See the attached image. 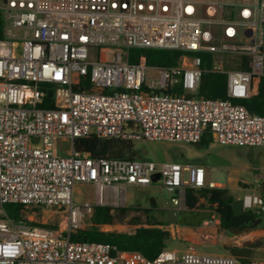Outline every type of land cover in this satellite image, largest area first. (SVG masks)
<instances>
[{
  "label": "built area",
  "instance_id": "2783aa9c",
  "mask_svg": "<svg viewBox=\"0 0 264 264\" xmlns=\"http://www.w3.org/2000/svg\"><path fill=\"white\" fill-rule=\"evenodd\" d=\"M0 19V264H243L192 244L149 260L72 241L94 207H126L127 187L158 182L182 214L188 190L215 185L199 165L94 158L74 148L58 156L54 144L94 137L198 145L210 136L221 146L264 148V116L241 103L253 78H264V0H0ZM129 49L184 55L176 67H152L130 64ZM204 53L212 56L208 71ZM205 72L227 76L226 99L196 96ZM47 85L53 108L42 107ZM77 184L94 188L93 203L75 202ZM241 200L245 212L264 213L257 191ZM10 204L64 212L68 225L15 221ZM199 212L211 213L200 227L220 225L215 209Z\"/></svg>",
  "mask_w": 264,
  "mask_h": 264
},
{
  "label": "rangeland",
  "instance_id": "374dc122",
  "mask_svg": "<svg viewBox=\"0 0 264 264\" xmlns=\"http://www.w3.org/2000/svg\"><path fill=\"white\" fill-rule=\"evenodd\" d=\"M133 144L138 159L150 160L158 165L171 162L186 164L196 159L205 167L208 183H217L220 185L216 186L218 188H228L236 200L254 190L264 197V181H261L264 175V148L221 146L215 142L204 146L162 141H135ZM72 149L71 141H55L54 150L58 156H66ZM174 196L158 182L146 187H127L123 193L126 207H108L129 211L126 214L116 212L112 224H93L92 227L101 228L105 232H125L131 229V220L135 217L143 221L151 218L173 225L179 215L183 214L176 213L172 203ZM74 200L78 204L93 203L94 188L77 184L74 187ZM22 220L52 226L54 229H66L68 225L66 214L54 209L25 208ZM245 227L239 228V233H234V237L221 233L219 226L199 227L202 231L196 234L194 241L183 243L171 240L168 249L181 253L192 244L199 253L231 255L247 261V264H264V213Z\"/></svg>",
  "mask_w": 264,
  "mask_h": 264
},
{
  "label": "trees",
  "instance_id": "16d2710c",
  "mask_svg": "<svg viewBox=\"0 0 264 264\" xmlns=\"http://www.w3.org/2000/svg\"><path fill=\"white\" fill-rule=\"evenodd\" d=\"M3 21L0 19L2 31ZM0 31V34H1ZM184 52L170 51L162 49H129L127 61L134 65H147L152 67H176L180 64ZM203 58L202 68L210 70L211 54H201ZM248 69V67H244ZM86 85L90 87L89 82ZM47 97L43 108H53L54 92L51 85H47ZM175 93L183 94L181 87L175 89ZM198 97L210 99L227 98V76L225 74L205 72L201 78ZM251 113L264 116V78L255 76L253 78L251 97L241 102ZM213 142L210 136H205L199 145L204 146ZM75 151L82 154L91 155L94 158L111 159H138L132 142L118 140H101L98 138L77 139L73 142ZM235 196L228 188L207 187L201 190L187 191V207L189 211H202L215 209L220 216L219 231L227 237H234V232L229 228V224L234 218L233 203ZM24 207L10 204L5 206L6 215L15 221L22 220ZM129 209H114L104 206H96L90 214L84 217L82 226L76 233L71 235L74 242H104L116 246L121 251L139 252L149 260H155L165 249L168 248L169 241L177 240L188 243L196 239V235H189L178 222L173 225L148 218L143 221L139 217L131 220V229L125 232H105L97 226L109 225L113 223L115 213L126 214ZM201 212L194 213L198 215ZM252 214V213H251ZM255 218L259 215L253 214ZM36 224V223H30ZM41 225L47 228H54L48 225ZM246 229V227H241ZM202 230L197 229L200 233ZM243 264L247 261L240 260Z\"/></svg>",
  "mask_w": 264,
  "mask_h": 264
},
{
  "label": "water",
  "instance_id": "95a60500",
  "mask_svg": "<svg viewBox=\"0 0 264 264\" xmlns=\"http://www.w3.org/2000/svg\"><path fill=\"white\" fill-rule=\"evenodd\" d=\"M159 179V175L156 174L155 181ZM264 192V186H263ZM233 212L234 218L229 224V228L234 233H239V228L242 226H249L251 223L255 222V216L248 212H245L243 207V201L241 199H237L233 203ZM211 217L210 212H201L198 215H188L182 214L178 217V224L180 227H183L185 232L189 235H196L197 229L200 227L201 222L205 219H209Z\"/></svg>",
  "mask_w": 264,
  "mask_h": 264
},
{
  "label": "crops",
  "instance_id": "0c3cea01",
  "mask_svg": "<svg viewBox=\"0 0 264 264\" xmlns=\"http://www.w3.org/2000/svg\"><path fill=\"white\" fill-rule=\"evenodd\" d=\"M196 156V155H195ZM179 163V162H178ZM183 164V163H182ZM186 164H195V165H199V166H202L204 167L200 162H198L196 159L193 161V162H190V163H186ZM205 168V167H204ZM207 172V171H206ZM261 181H264V175L261 176ZM207 183H208V180H207ZM209 184V183H208ZM215 187L216 186H220L219 184L217 183H214ZM199 212L198 210H194V211H189V212H186V213H183V214H188V215H194V213H197ZM180 216V215H179ZM256 225V224H255Z\"/></svg>",
  "mask_w": 264,
  "mask_h": 264
},
{
  "label": "flooded vegetation",
  "instance_id": "af4514ba",
  "mask_svg": "<svg viewBox=\"0 0 264 264\" xmlns=\"http://www.w3.org/2000/svg\"><path fill=\"white\" fill-rule=\"evenodd\" d=\"M242 227H245V226H242ZM241 229V228H240Z\"/></svg>",
  "mask_w": 264,
  "mask_h": 264
}]
</instances>
